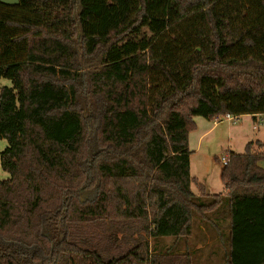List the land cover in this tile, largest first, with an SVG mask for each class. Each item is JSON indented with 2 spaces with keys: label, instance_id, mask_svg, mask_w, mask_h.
<instances>
[{
  "label": "trees",
  "instance_id": "trees-1",
  "mask_svg": "<svg viewBox=\"0 0 264 264\" xmlns=\"http://www.w3.org/2000/svg\"><path fill=\"white\" fill-rule=\"evenodd\" d=\"M0 77V264H197L196 219L264 264L263 143L225 195L189 148L196 117L264 116V0L0 3Z\"/></svg>",
  "mask_w": 264,
  "mask_h": 264
},
{
  "label": "rangeland",
  "instance_id": "rangeland-1",
  "mask_svg": "<svg viewBox=\"0 0 264 264\" xmlns=\"http://www.w3.org/2000/svg\"><path fill=\"white\" fill-rule=\"evenodd\" d=\"M2 87H12L11 80L0 77V90ZM257 119L242 116L235 123L223 119L218 124L202 117L194 119L199 129L192 131L189 135V148L192 153L191 174L205 187L209 195L226 194L221 182L222 159L230 151L243 154L248 141L255 142L256 139H261L264 143V116H258ZM254 126L257 129H254ZM7 147V141L0 140V154ZM253 149L259 151L257 146H253ZM8 178L9 174L2 169L0 164V179ZM193 188L194 193L198 195L197 187L193 185ZM226 204L222 205L219 216L212 218L221 223L214 222L215 226H221L222 230L225 229V222L228 220ZM193 225V237L188 246L193 248L197 264H222L226 246L219 241L213 227L204 225L199 219H196Z\"/></svg>",
  "mask_w": 264,
  "mask_h": 264
},
{
  "label": "built area",
  "instance_id": "built-area-1",
  "mask_svg": "<svg viewBox=\"0 0 264 264\" xmlns=\"http://www.w3.org/2000/svg\"><path fill=\"white\" fill-rule=\"evenodd\" d=\"M223 119H226V120H231L233 121L234 123L237 121L236 117H233V116H225V117H222V118H219V119H214L213 122L214 123H219L220 121H222ZM254 129H257L255 126H254ZM228 162V155H226L223 159H222V165L225 166Z\"/></svg>",
  "mask_w": 264,
  "mask_h": 264
},
{
  "label": "crops",
  "instance_id": "crops-1",
  "mask_svg": "<svg viewBox=\"0 0 264 264\" xmlns=\"http://www.w3.org/2000/svg\"><path fill=\"white\" fill-rule=\"evenodd\" d=\"M251 117V116H250ZM241 118V117H240ZM240 118H236L237 120H239ZM251 118H253V117H251ZM258 118V116L256 117V119L255 120H258L257 119ZM215 124H218V123H215ZM199 129V127H198V125H197V130ZM196 130V131H197ZM256 141H260V142H262L261 141V139H256ZM255 141V142H256ZM249 142H251V141H248V143ZM253 142V141H252ZM263 143V142H262ZM263 145H264V143H263ZM231 152V151H230ZM233 152V151H232ZM228 155V154H227ZM192 156V155H191ZM190 173H191V158H190ZM191 176H192V174H191ZM193 177V176H192ZM194 178H196V177H194ZM197 179V178H196ZM197 181H198V179H197ZM198 183H199V181H198ZM193 185H195V184H192V186H191V188H192V191L194 190V188H193ZM196 186V185H195ZM197 187V186H196ZM197 190H198V188H196ZM194 192V191H193ZM195 194V193H194ZM200 193L198 192V195H199Z\"/></svg>",
  "mask_w": 264,
  "mask_h": 264
},
{
  "label": "water",
  "instance_id": "water-1",
  "mask_svg": "<svg viewBox=\"0 0 264 264\" xmlns=\"http://www.w3.org/2000/svg\"><path fill=\"white\" fill-rule=\"evenodd\" d=\"M0 3L5 4V5H9V6H13V5H18L19 0H0Z\"/></svg>",
  "mask_w": 264,
  "mask_h": 264
}]
</instances>
